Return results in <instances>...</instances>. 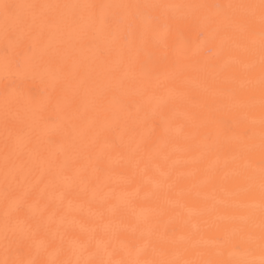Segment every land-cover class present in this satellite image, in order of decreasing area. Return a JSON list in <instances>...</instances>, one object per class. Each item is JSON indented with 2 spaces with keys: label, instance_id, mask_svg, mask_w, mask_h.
<instances>
[{
  "label": "bare ground",
  "instance_id": "6f19581e",
  "mask_svg": "<svg viewBox=\"0 0 264 264\" xmlns=\"http://www.w3.org/2000/svg\"><path fill=\"white\" fill-rule=\"evenodd\" d=\"M259 4L0 0V264H259Z\"/></svg>",
  "mask_w": 264,
  "mask_h": 264
},
{
  "label": "snow or ice",
  "instance_id": "6c2138e0",
  "mask_svg": "<svg viewBox=\"0 0 264 264\" xmlns=\"http://www.w3.org/2000/svg\"><path fill=\"white\" fill-rule=\"evenodd\" d=\"M45 7H87L89 9H94L96 7H100V8H106V7H111L108 5H84V6H68V5H4V9H5V15L6 17L8 16V14L14 13L16 9L18 8H29V9H35V8H45ZM116 7H132V6H116ZM135 7H141V6H135ZM143 7H149V6H143ZM216 7H220V6H216ZM230 7V6H229ZM250 7H258L260 10V22H261V29L258 33L259 36V50H260V63H261V72H262V80H261V84H262V89H264V0H260V4L258 6H250ZM107 17L102 18L101 23H106L107 21ZM153 21H156L157 18L153 17L152 18ZM58 22L57 18L55 17H49L47 20V23L49 24H56ZM121 23H123V19H121ZM256 35V34H254ZM261 124L264 125V119L261 120ZM261 150L264 151V133L261 134ZM159 149H153V151H158ZM165 160L168 159L167 156L164 157ZM6 166H7V158H6ZM157 167H159V165H157ZM166 175V174H165ZM9 180V173L6 171L5 173V181L6 183ZM260 182H261V199L262 201H264V161H261V166H260ZM23 204L24 202L22 201H17L15 204V208L14 211L19 213L23 210ZM260 230H261V240L264 241V204H262L261 207V221H260ZM262 248H264V243H262ZM29 264H35L34 261H30ZM64 264H71L70 261H66L64 262ZM85 264H87V262H85ZM116 264H126V262L124 261H117ZM132 264H148V262H142V261H135L132 262ZM160 264H169V262H165V261H161ZM242 264H257L256 261H244L242 262ZM259 264H264V257H262L259 261Z\"/></svg>",
  "mask_w": 264,
  "mask_h": 264
}]
</instances>
